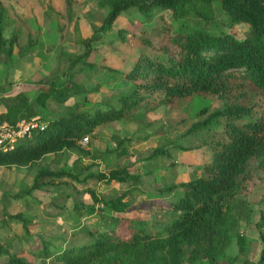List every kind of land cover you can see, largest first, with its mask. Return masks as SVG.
<instances>
[{
	"label": "trees",
	"instance_id": "16d2710c",
	"mask_svg": "<svg viewBox=\"0 0 264 264\" xmlns=\"http://www.w3.org/2000/svg\"><path fill=\"white\" fill-rule=\"evenodd\" d=\"M66 1L68 14L71 0ZM214 1L220 3L225 24L248 25L244 38L237 39L229 33L214 35L202 29L172 32L161 16L157 25L141 36L149 51L140 54L128 71L114 72L130 82L127 91L92 101L90 95L98 91V86L86 88L74 82L76 74L95 67L88 61L92 43L103 37L121 12L134 7L145 17H151L156 9H168L175 18L195 13L209 21L214 19ZM99 4L108 10L90 36L83 37L78 22L73 21L75 41L84 50L70 56L65 79L42 80L34 106L19 92L0 111V122L14 125L20 119L34 118L43 123L30 137L19 139L13 149H0V166L36 170L32 186L13 198L34 200L33 190L45 184L60 185L62 179L74 182L95 179L106 184L139 182L141 174L127 167L92 172L94 166L107 164L110 157L121 158L128 153L124 147L127 138L118 135L112 136L114 148L102 151L82 145L83 138L94 136L104 123L126 120L148 126L152 124L146 123L150 111L161 106L171 108L193 96H234L247 102L224 105L188 130L219 127V136L209 141L211 160L197 166V175L179 185L161 188L173 192L182 187L180 196L168 202L170 220L147 231L143 220L121 215L140 207L126 200L128 192L104 195L87 188L91 204H82L73 197V211L79 217L94 215L103 220L102 225L86 224L67 236L41 237L34 254L43 264H197L203 260L220 264V259H224L223 264H264V247L257 261L242 256L246 240L240 231L241 221L251 210L246 193L260 172L264 176V0H99ZM18 41L17 31L7 34L5 6L0 0V56L11 58ZM26 47L29 50L35 47L29 32ZM155 53H162L164 58L154 57ZM70 98L73 102L63 111L47 110L48 99L64 104ZM63 151L76 155L72 164L50 169L44 158ZM162 153L163 149L157 147L152 154ZM263 221L261 214L257 227ZM1 223L19 224L23 233L30 236L36 216L7 213L5 209ZM233 238L238 244V254L230 256L226 251ZM14 240L21 241L15 235L0 239V257L7 256L3 264H31L23 256L26 248L10 252ZM59 242L64 245L62 248H58Z\"/></svg>",
	"mask_w": 264,
	"mask_h": 264
},
{
	"label": "rangeland",
	"instance_id": "374dc122",
	"mask_svg": "<svg viewBox=\"0 0 264 264\" xmlns=\"http://www.w3.org/2000/svg\"><path fill=\"white\" fill-rule=\"evenodd\" d=\"M1 1L5 6L7 34L17 31L19 41L11 58L5 54L0 56V86L5 84L0 89V111H4L5 104L19 92L34 106V99L40 91L42 80L63 81L70 56L75 57L84 50L83 45L75 41L73 21L78 22L83 37L90 36L94 26L101 23L108 8L101 6L99 0H71L70 12L67 14L66 0ZM212 6L214 19L209 21L195 13L175 18L168 9H156L151 17H145L134 7L121 12L103 37L92 43L93 51L88 61L95 67L76 74L73 77L74 82L86 88L98 86V91L90 95L92 101L127 91L130 82L114 72L128 71L140 54L149 51L141 36L145 31L155 27L161 16L165 23L170 25L172 32L202 29L214 35L229 33L237 39L244 38L248 25L225 24L220 3L214 1ZM28 32L35 41L32 50L26 47ZM154 57L164 58L162 53H155ZM73 100L70 98L64 104H57L48 99L46 107L52 112L63 111ZM246 102L247 99L234 96H193L171 108L161 106L150 111L146 123H152L151 125L114 120L100 125L94 136L88 135L87 141L81 142L89 149L97 148L103 151L116 146L112 136L127 138L124 143L128 150L126 155L121 158L112 156L107 164L94 166L92 172L99 170L108 172L115 166L127 167L131 172L137 171L141 174V179L137 183L133 180L106 184L95 179H88L86 182L62 179L60 185L45 184L33 190L34 200L30 198L20 200L13 198L14 194L32 186L36 170L0 166V239L3 241L13 235L19 237L21 241L14 240L10 252L21 247L26 248L28 251L23 256L31 264H43L41 258L34 254L39 249L41 237L67 236L76 227L86 224L102 225L103 220L97 219L94 215L79 217L73 211V197L82 204H91L87 188L104 195L128 192L126 200L140 207L128 209L121 215L143 220L145 230L152 231L153 226L170 220L172 216L168 202L178 198L179 192L182 191V187L176 188L173 192L161 191V188L188 181L199 173L197 166L211 160L209 141L219 136V127L202 128L195 132L188 130L193 124L224 105ZM157 147H161L163 153L153 156L152 153ZM75 158L74 153L63 151L58 155L49 154L44 158V162L53 170L63 164L71 165ZM257 176L259 177L253 180L246 193V198L251 201L249 216L240 224V231L246 240L242 256L253 261H257L264 247V221L260 228L257 227L260 215H264V176L261 172ZM5 209L7 213L21 212L36 216V224L31 228L30 236L23 233L19 224L3 226L1 220ZM105 213L112 214L107 211ZM63 246L62 242L58 243V248ZM226 253L230 256L238 254L236 238L231 240ZM6 259L7 256L0 257V264ZM223 263L224 259H220V264ZM197 264L209 263L203 260Z\"/></svg>",
	"mask_w": 264,
	"mask_h": 264
},
{
	"label": "built area",
	"instance_id": "2783aa9c",
	"mask_svg": "<svg viewBox=\"0 0 264 264\" xmlns=\"http://www.w3.org/2000/svg\"><path fill=\"white\" fill-rule=\"evenodd\" d=\"M43 123L32 119H20L14 125L7 121L0 122V149L11 150L16 142L24 137H30L34 129H40ZM87 136L82 141H87Z\"/></svg>",
	"mask_w": 264,
	"mask_h": 264
}]
</instances>
